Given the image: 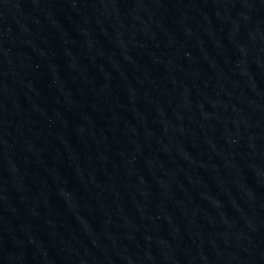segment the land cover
Listing matches in <instances>:
<instances>
[{
  "label": "water",
  "instance_id": "water-1",
  "mask_svg": "<svg viewBox=\"0 0 264 264\" xmlns=\"http://www.w3.org/2000/svg\"><path fill=\"white\" fill-rule=\"evenodd\" d=\"M0 89L101 264H264V0H0Z\"/></svg>",
  "mask_w": 264,
  "mask_h": 264
}]
</instances>
